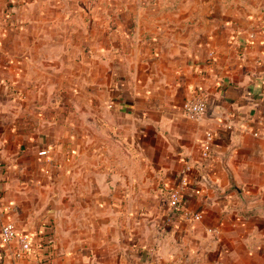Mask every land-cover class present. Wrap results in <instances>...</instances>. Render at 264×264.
<instances>
[{
	"label": "crops",
	"instance_id": "crops-1",
	"mask_svg": "<svg viewBox=\"0 0 264 264\" xmlns=\"http://www.w3.org/2000/svg\"><path fill=\"white\" fill-rule=\"evenodd\" d=\"M0 165V264H264V0H0Z\"/></svg>",
	"mask_w": 264,
	"mask_h": 264
},
{
	"label": "built area",
	"instance_id": "built-area-1",
	"mask_svg": "<svg viewBox=\"0 0 264 264\" xmlns=\"http://www.w3.org/2000/svg\"><path fill=\"white\" fill-rule=\"evenodd\" d=\"M254 35H251L253 38ZM182 115L193 122H202L208 115V102L203 95H197L194 99L187 101L182 106ZM255 136H258V133H254ZM215 134L213 132H207L203 142L201 143V157L204 160L210 159L213 152V143H214ZM41 157H48L49 152L43 151L40 152ZM1 166V165H0ZM193 170L191 164L187 163L184 171L181 174V180L179 186L172 189L169 193V206L171 211L183 217L189 221L200 222L203 220V214L201 213H191L185 204L183 190L188 185V174ZM213 235L218 234V229H213L209 231ZM1 241L3 244H7L13 241L17 242V249L14 253L15 258L18 260L23 259L29 255L34 246V241L31 236L26 234H19L16 225L12 222L6 223L1 231ZM51 251H46V260L45 264L50 262L49 255Z\"/></svg>",
	"mask_w": 264,
	"mask_h": 264
}]
</instances>
